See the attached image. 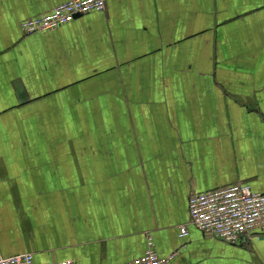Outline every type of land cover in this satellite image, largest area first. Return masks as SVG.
<instances>
[{
    "label": "crops",
    "instance_id": "crops-1",
    "mask_svg": "<svg viewBox=\"0 0 264 264\" xmlns=\"http://www.w3.org/2000/svg\"><path fill=\"white\" fill-rule=\"evenodd\" d=\"M64 1L0 0V255L124 264L151 235L170 264H264V235L189 213L264 193V0H106L24 33Z\"/></svg>",
    "mask_w": 264,
    "mask_h": 264
},
{
    "label": "built area",
    "instance_id": "built-area-1",
    "mask_svg": "<svg viewBox=\"0 0 264 264\" xmlns=\"http://www.w3.org/2000/svg\"><path fill=\"white\" fill-rule=\"evenodd\" d=\"M106 0H67L49 11L27 17L21 22L26 34L57 29L79 14L104 10ZM190 221L205 233L229 243L243 237L264 235V193L250 184L236 182L225 186L197 191L189 198ZM182 234L187 227L181 228ZM175 253L162 256L151 235L145 252L124 264H170ZM0 264H36L31 252L11 256L0 255ZM38 264H78L75 260L49 261Z\"/></svg>",
    "mask_w": 264,
    "mask_h": 264
}]
</instances>
